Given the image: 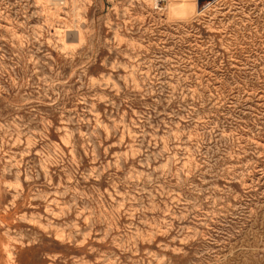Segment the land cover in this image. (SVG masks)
<instances>
[{"label": "rangeland", "instance_id": "rangeland-1", "mask_svg": "<svg viewBox=\"0 0 264 264\" xmlns=\"http://www.w3.org/2000/svg\"><path fill=\"white\" fill-rule=\"evenodd\" d=\"M74 1L0 0V264H264V0Z\"/></svg>", "mask_w": 264, "mask_h": 264}, {"label": "bare ground", "instance_id": "bare-ground-1", "mask_svg": "<svg viewBox=\"0 0 264 264\" xmlns=\"http://www.w3.org/2000/svg\"><path fill=\"white\" fill-rule=\"evenodd\" d=\"M73 5H74V7H76L75 6V1L73 0ZM151 5V4H150ZM78 15V14H77ZM65 39H66V36H65V34H64V32H62V34H61V42H62V44H63V46L66 48V47H69L71 44L70 43H72V42H66L65 41ZM67 40H69V39H67ZM83 41V39L82 40H80V41H77V42H82ZM74 44V43H73ZM75 45V44H74ZM72 46V45H71ZM74 49V48H73Z\"/></svg>", "mask_w": 264, "mask_h": 264}, {"label": "built area", "instance_id": "built-area-1", "mask_svg": "<svg viewBox=\"0 0 264 264\" xmlns=\"http://www.w3.org/2000/svg\"><path fill=\"white\" fill-rule=\"evenodd\" d=\"M64 2V0H60V3H63Z\"/></svg>", "mask_w": 264, "mask_h": 264}]
</instances>
